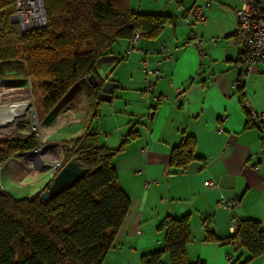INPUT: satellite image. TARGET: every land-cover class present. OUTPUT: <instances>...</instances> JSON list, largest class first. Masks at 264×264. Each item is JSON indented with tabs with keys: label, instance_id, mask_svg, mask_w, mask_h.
<instances>
[{
	"label": "crops",
	"instance_id": "obj_1",
	"mask_svg": "<svg viewBox=\"0 0 264 264\" xmlns=\"http://www.w3.org/2000/svg\"><path fill=\"white\" fill-rule=\"evenodd\" d=\"M242 1L129 0L135 14L168 19L158 34L139 42V49L151 54L126 57L128 41L114 44L113 54L96 67L100 80L115 85L109 103L97 102L98 95L85 83L73 87V103L83 115L82 124L54 133L73 134L69 139L58 138L62 142L87 132L96 134L99 145L112 152L119 186L130 201L102 264H141V257L163 248L161 225L165 220L184 216L190 232L189 264H264V250L250 259L239 242L231 239L230 229L232 218L255 221L264 238V125L249 127L241 104L264 114V61L251 68L243 86L235 88L238 65L243 62L234 43L235 12ZM194 6L202 8L205 22L185 23L186 12ZM194 35L204 41L202 58L193 47ZM160 46L170 53V60L152 53ZM144 60L148 71H157L149 76L154 88L147 99L141 97ZM60 119L67 123L66 116ZM54 133L40 139L52 140ZM188 139L195 142L193 160L184 169L171 168L172 150ZM48 147L33 162H18L20 169L14 168L13 160L7 163L0 172L2 191L16 200L39 193L51 181L52 170L41 164L44 172L37 174L34 167L41 161L54 164L62 160L59 155L55 161ZM208 180L217 188H205L203 183ZM147 182L149 188L144 187ZM236 198L239 206L232 211L217 207L221 200ZM206 230L219 241L206 242ZM162 263L169 264L168 255Z\"/></svg>",
	"mask_w": 264,
	"mask_h": 264
},
{
	"label": "trees",
	"instance_id": "obj_2",
	"mask_svg": "<svg viewBox=\"0 0 264 264\" xmlns=\"http://www.w3.org/2000/svg\"><path fill=\"white\" fill-rule=\"evenodd\" d=\"M17 1L0 0V79H17L5 77L15 72L37 84L47 114L56 112L75 85L85 83L93 90L87 82L91 75L98 78L99 87L93 92L100 101L103 81L96 67L113 54L114 44L129 43L135 30L143 37L154 36L168 20L133 13L129 0H41L44 25L24 31L12 22ZM248 126L253 125L248 121ZM37 146L34 133L0 142V167ZM194 148L193 139L174 148L170 167L184 169L194 158ZM60 149L64 164L77 158L86 170L73 188L48 203L39 202L38 197L16 200L0 188V264H102L111 249L130 206L111 164L112 152L100 146L92 132L63 142ZM161 227L165 230L163 248L141 257V264H163L165 255L169 264H189L187 216L167 218ZM231 239L239 242L250 259L263 253L258 222L238 221ZM204 240L219 241L210 230L205 231Z\"/></svg>",
	"mask_w": 264,
	"mask_h": 264
},
{
	"label": "built area",
	"instance_id": "obj_3",
	"mask_svg": "<svg viewBox=\"0 0 264 264\" xmlns=\"http://www.w3.org/2000/svg\"><path fill=\"white\" fill-rule=\"evenodd\" d=\"M39 2V10L42 13V24L37 27H42L44 25V15H43V8L41 0H35ZM180 1V0H179ZM28 0H18L16 3V11L15 14L12 16V22L18 24L22 30H29L35 27H32V10L27 6ZM210 5L206 4V8ZM37 12V10H35ZM39 13V12H38ZM237 18V29L234 35V43L240 49L243 54V62L238 65L239 68V78L237 84H235V88L239 86H243L248 79L249 72L251 68L259 62L264 61V6L261 4H257L255 2L249 0H243L242 5L239 9L235 12ZM185 23L192 24L197 22H205V17L203 16V10L199 6H194L190 10H188L184 17ZM143 38V33L139 30H135L129 40L128 48L125 52L126 57H129L132 54L138 53L142 56H149L151 52L149 50L142 51L139 49V42ZM193 39L194 45L193 47L197 50L198 55L200 58L205 56V52L203 50L204 41L199 39L196 35L191 37ZM153 54H161L165 57L166 60H170L171 55L166 51L163 46H160L159 51H153ZM143 71L146 75L144 87L141 91V97L143 99H147L153 92L154 88V81L153 79L149 78L151 75H157V71L150 72L147 70V62L144 60L142 62ZM2 81V80H0ZM169 100V98H166ZM249 122L253 126L261 127L264 125V114L257 113L253 109L249 108L248 106L244 105ZM28 111V110H27ZM33 114H31L32 116ZM66 116V115H63ZM32 118V117H31ZM34 119V118H32ZM25 120V119H24ZM35 128H33V132H35ZM36 135V134H35ZM24 137L19 138H25ZM39 137V134H37ZM18 138V137H15ZM45 142L42 141V144ZM41 144V143H40ZM40 144L33 150L29 152L19 153L18 157L22 160L29 154H36L40 155L41 146ZM144 152V151H142ZM11 157L3 166L0 167V172L5 168L7 163H10L13 159ZM20 159V160H21ZM65 164L62 160L54 163L48 164L43 163V168L47 166V169H51V179L53 175L61 170ZM32 168V167H31ZM253 171H256L255 168H251ZM150 182L144 184L145 188L150 187ZM203 186L207 189H216L217 184L212 181L208 180L203 183ZM264 187V185H263ZM2 190V189H1ZM239 206V199H233L231 201H219L217 203V207L221 209H225L226 211H232L233 209ZM238 221L236 218H232L230 221V229L234 232Z\"/></svg>",
	"mask_w": 264,
	"mask_h": 264
},
{
	"label": "rangeland",
	"instance_id": "obj_4",
	"mask_svg": "<svg viewBox=\"0 0 264 264\" xmlns=\"http://www.w3.org/2000/svg\"><path fill=\"white\" fill-rule=\"evenodd\" d=\"M41 3H42V1H41ZM101 72L104 74V69H101ZM101 72H99V73L101 74ZM5 75H6L5 77H13V78L16 77L17 79H2V81H0V93H1L0 97L3 100L6 99V102L13 103L12 97H5L4 93H5V90L7 91V90H10L11 88H15V87L19 88L18 90L13 89V91L15 90L16 95H22L25 97L29 96L31 100L29 101L30 110L26 111V119L25 120L22 119V120L18 121L17 123L14 124V126L11 129L0 123V142L6 141L10 138L24 137L26 134L29 135L31 133H34V134H36L35 137L38 140V145L41 143L40 144V146H41L40 155H41V153L44 152L43 147L48 145L49 147L45 148V149H48L49 151L53 150V154L55 153V155L53 156V159L56 161L57 158L59 157V155H60V157H62V155L60 154V152H61L60 145H63V142L60 141L59 139L60 138L69 139L71 136H73V134L72 133H69L68 135L67 134H65V135L59 134L57 136V134L54 133V138L52 140H47L44 144H42V140L40 139L41 129H42V127L46 128V129L55 128V126H57L56 124L58 122H61L60 118L63 115H66L67 123H69V121L72 122V124H68L66 126L67 128L64 131H66L67 129H73L78 124H80V125L82 124L81 122L83 121V115L81 113L79 114L78 105L76 103H73L75 100V98H74L75 93L73 94V92L72 93L70 92L68 95H66L62 99V101L60 102V104L56 108V112H54V113L52 112V113L47 114V113H44V111L42 109V102H41L42 96H41V92L38 90L37 84H35L34 82L31 83L30 81H28L27 79L24 78L25 76H19L15 72L6 73ZM0 76H1V74H0ZM8 81H11L12 84L9 83ZM28 93H29V95H28ZM19 107L16 106V107H14V109L5 110L3 112V117H6L5 119H8V121H12L13 119H10L11 116H9V115H15L17 112H20L21 109H19ZM31 114L34 115V119L31 118ZM36 116H37V118H36ZM84 125H85V123L82 126H84ZM33 128L36 129L35 132H33ZM78 128H76V129H78ZM37 134H39V137L37 136ZM55 143H57V145ZM52 144H55L56 146H54ZM56 147H58V150L55 149ZM66 149H70L68 144H66ZM20 157L15 155L12 158L14 168H16V169H20L21 167H19V165L21 163L24 164V162L26 161V160L25 161L22 160ZM44 158H46V156H44ZM19 159H21V161ZM18 162H21V163H18Z\"/></svg>",
	"mask_w": 264,
	"mask_h": 264
},
{
	"label": "water",
	"instance_id": "obj_5",
	"mask_svg": "<svg viewBox=\"0 0 264 264\" xmlns=\"http://www.w3.org/2000/svg\"><path fill=\"white\" fill-rule=\"evenodd\" d=\"M249 1L264 6V0H249ZM102 81H103V85L100 90L99 100L102 103H109L115 85L110 82L104 83V80ZM87 82L93 90L99 87L98 78L96 75L89 76ZM34 157H39V155L29 154L25 157V160L33 162ZM41 164H43V161H41L38 167L34 165L35 166L34 171L37 174H41L44 172V170H41ZM85 173L86 170L81 166L79 160L77 158H73L69 162H67L61 170H59L53 175L51 181L48 183L49 184L48 188L46 189V186H44V188H42V190L39 193H37L34 197L35 198L38 197V200L41 203H48L49 201L57 198L60 194L73 188L79 181H81L84 178Z\"/></svg>",
	"mask_w": 264,
	"mask_h": 264
},
{
	"label": "bare ground",
	"instance_id": "obj_6",
	"mask_svg": "<svg viewBox=\"0 0 264 264\" xmlns=\"http://www.w3.org/2000/svg\"><path fill=\"white\" fill-rule=\"evenodd\" d=\"M27 6L29 8H31L32 10V27H37L39 25L42 24V13H40L39 10V2H36L35 0H28L27 2ZM35 10H37V12H35ZM39 12V13H38ZM9 83H11V81H8ZM12 84V83H11ZM13 89H19V88H11L10 90H5L4 96L5 97H12V101L13 103H9L6 102V99L3 100L0 97V123L3 124L6 127H9L10 129L14 126L15 123H17L18 121L22 120V119H26V111L30 110L29 106V101L31 100L30 97H25L22 95H16L15 94V90L13 91ZM29 95V93H28ZM1 96V93H0ZM19 107L20 112H17L15 115H9L11 116L10 119H13L12 121H8V119H5L6 117H3V112L5 110H11L14 109V107ZM32 118H34V115L31 116ZM64 119V118H63ZM68 124H72V122L69 123H65V122H61V123H57L55 126V128H50V129H46L43 128L41 129V137L43 140H46L50 137V135L52 134V132H57V131H64L67 127ZM45 126V125H44ZM46 127V126H45ZM7 129V128H6ZM7 166L4 168L6 169ZM47 168V166L45 167Z\"/></svg>",
	"mask_w": 264,
	"mask_h": 264
}]
</instances>
